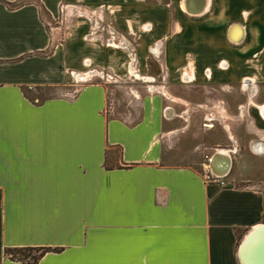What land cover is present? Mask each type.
Wrapping results in <instances>:
<instances>
[{
  "label": "crops",
  "instance_id": "0c3cea01",
  "mask_svg": "<svg viewBox=\"0 0 264 264\" xmlns=\"http://www.w3.org/2000/svg\"><path fill=\"white\" fill-rule=\"evenodd\" d=\"M203 1L193 13L185 0H0V264H243L244 239L264 225V179L206 182L163 162L177 127L166 93L115 114L101 75L255 82L242 53L264 48V0ZM103 14L127 42L93 33ZM22 246L49 249L35 262L7 252Z\"/></svg>",
  "mask_w": 264,
  "mask_h": 264
},
{
  "label": "rangeland",
  "instance_id": "374dc122",
  "mask_svg": "<svg viewBox=\"0 0 264 264\" xmlns=\"http://www.w3.org/2000/svg\"><path fill=\"white\" fill-rule=\"evenodd\" d=\"M78 10L80 9L76 8L68 18L77 15ZM109 20L108 14H103L102 19L94 20L93 33L96 32L102 39L109 42L113 39L111 35L116 41L120 39L127 42L125 33L113 28L114 33H111L110 26L106 24ZM65 24L63 23V28ZM63 28L57 34L59 39L63 37ZM245 54L248 57V73L255 77V82L222 79L185 82L169 80L164 73L146 81L133 76L117 78L108 75L106 73L108 71L104 69L101 75L104 81L108 82L109 111L115 114L124 112L136 116L137 96L145 91L161 89L166 93L163 96L164 100L168 105H172L177 113L173 123L177 126L176 129L171 133L166 132L163 136V162L190 165L201 171L203 164L207 161V156H210L216 148H231L232 166L227 176H234L237 184L255 185L257 183L258 185L262 182L261 179H264V153L253 154L251 151L254 150H251V147L254 143L263 142L262 150L264 151V126L255 122L261 121L258 113H249L245 107L248 104L253 105V102L264 101V48L248 49L246 53H242V56L244 57ZM238 56L240 57L239 53ZM149 60L151 71L157 73L162 71L157 56L151 55ZM92 80L96 79L94 77L93 79L85 78L79 82L85 83ZM73 91L74 89H71V92ZM51 93L52 91L47 89H37L29 94H36L42 98ZM254 93L256 94L251 99L252 102L250 97ZM38 251L36 249H11L7 252L10 256L31 262V256L36 255Z\"/></svg>",
  "mask_w": 264,
  "mask_h": 264
},
{
  "label": "bare ground",
  "instance_id": "6f19581e",
  "mask_svg": "<svg viewBox=\"0 0 264 264\" xmlns=\"http://www.w3.org/2000/svg\"><path fill=\"white\" fill-rule=\"evenodd\" d=\"M196 4L199 10L202 0H199ZM235 25L241 27L239 22ZM239 30L238 26L233 25L231 33L236 35ZM216 150L226 153L225 151H222V148H217ZM240 256L243 264H264V225L261 226L260 230L255 235L254 240L249 245L247 243L242 245Z\"/></svg>",
  "mask_w": 264,
  "mask_h": 264
},
{
  "label": "water",
  "instance_id": "95a60500",
  "mask_svg": "<svg viewBox=\"0 0 264 264\" xmlns=\"http://www.w3.org/2000/svg\"><path fill=\"white\" fill-rule=\"evenodd\" d=\"M192 0H185V4L187 5V8L186 10L190 11V12H193V13H196V12H199L202 7H203V0H202V4L200 5V8L199 10H196V11H193L192 8L190 7V3H191ZM236 23H238L237 21H234L231 23L230 25V29L233 25H235ZM229 29V31H230ZM209 164H210V167L218 172V173H223V174H226L229 172L230 170V167H231V156L229 153H222V152H219L218 150H215L212 155L210 156V159H209ZM262 224L261 225H258L256 226L249 234L248 236L244 239L243 244H250L253 240H254V237L255 235L257 234V232L260 230ZM241 245V247H242ZM241 247H240V251H241ZM240 253V252H239ZM241 258V256H240Z\"/></svg>",
  "mask_w": 264,
  "mask_h": 264
},
{
  "label": "built area",
  "instance_id": "2783aa9c",
  "mask_svg": "<svg viewBox=\"0 0 264 264\" xmlns=\"http://www.w3.org/2000/svg\"><path fill=\"white\" fill-rule=\"evenodd\" d=\"M211 156V155H210ZM210 156H207V161L203 164L201 175L206 182H214L218 184H223L226 181L227 174L218 173L214 171L209 164Z\"/></svg>",
  "mask_w": 264,
  "mask_h": 264
},
{
  "label": "trees",
  "instance_id": "16d2710c",
  "mask_svg": "<svg viewBox=\"0 0 264 264\" xmlns=\"http://www.w3.org/2000/svg\"><path fill=\"white\" fill-rule=\"evenodd\" d=\"M11 249H17V250L18 249H24V250H26V249L27 250L28 249H36V250H39L36 255H32L31 256L32 257V261L31 262H35L39 256H41L46 250L49 249V247H45V246H41V247H35V246L10 247V248L7 249V251L8 250L10 251ZM18 258H20V257H18Z\"/></svg>",
  "mask_w": 264,
  "mask_h": 264
}]
</instances>
